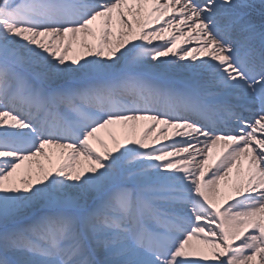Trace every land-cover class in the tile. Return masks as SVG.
<instances>
[{"label": "snow or ice", "instance_id": "6c2138e0", "mask_svg": "<svg viewBox=\"0 0 264 264\" xmlns=\"http://www.w3.org/2000/svg\"><path fill=\"white\" fill-rule=\"evenodd\" d=\"M0 264H264V0H0Z\"/></svg>", "mask_w": 264, "mask_h": 264}, {"label": "rangeland", "instance_id": "374dc122", "mask_svg": "<svg viewBox=\"0 0 264 264\" xmlns=\"http://www.w3.org/2000/svg\"><path fill=\"white\" fill-rule=\"evenodd\" d=\"M159 42H160V41H156V42H153V43L155 44V43H159ZM142 124H146V123L142 122ZM162 143H166V142H163V141H162Z\"/></svg>", "mask_w": 264, "mask_h": 264}, {"label": "bare ground", "instance_id": "6f19581e", "mask_svg": "<svg viewBox=\"0 0 264 264\" xmlns=\"http://www.w3.org/2000/svg\"><path fill=\"white\" fill-rule=\"evenodd\" d=\"M154 42H156V41H154ZM163 59V58H162ZM144 123H150V122H144ZM164 142V141H163ZM166 142H169V141H166ZM210 163H212V161H210Z\"/></svg>", "mask_w": 264, "mask_h": 264}]
</instances>
